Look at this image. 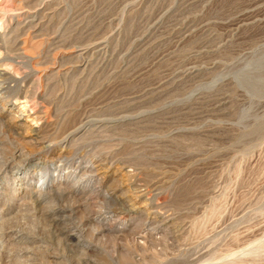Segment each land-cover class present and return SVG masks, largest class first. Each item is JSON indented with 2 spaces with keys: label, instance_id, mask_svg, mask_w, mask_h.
Wrapping results in <instances>:
<instances>
[{
  "label": "rangeland",
  "instance_id": "374dc122",
  "mask_svg": "<svg viewBox=\"0 0 264 264\" xmlns=\"http://www.w3.org/2000/svg\"><path fill=\"white\" fill-rule=\"evenodd\" d=\"M261 50L264 0H0V264H264Z\"/></svg>",
  "mask_w": 264,
  "mask_h": 264
},
{
  "label": "bare ground",
  "instance_id": "6f19581e",
  "mask_svg": "<svg viewBox=\"0 0 264 264\" xmlns=\"http://www.w3.org/2000/svg\"><path fill=\"white\" fill-rule=\"evenodd\" d=\"M25 3V2H24ZM25 7V6H24ZM29 10V9H28ZM32 15V14H31ZM36 15V14H34ZM38 20V19H37ZM34 21L33 18H31L30 16H28V18L26 19V21L23 23V26H28L30 25V23H32ZM40 21V20H39ZM39 23V22H38ZM24 28V27H23ZM26 28V27H25ZM19 29V28H18ZM30 29V28H29ZM28 29V30H29ZM20 30V29H19ZM18 30V31H19ZM21 32V31H20ZM30 32V31H29ZM35 34V32L33 33ZM18 35V34H17ZM16 35V36H17ZM14 37V36H12ZM104 37V36H103ZM21 38V37H20ZM19 38V39H20ZM99 38V37H98ZM17 40V39H16ZM95 40V39H94ZM98 39L96 38L95 42ZM103 40V39H102ZM106 41V40H105ZM26 42V41H25ZM24 42V43H25ZM23 44V43H22ZM21 44V45H22ZM63 44V43H62ZM96 44L99 46L101 45V40L99 39V41L96 42ZM82 45V44H81ZM87 45V44H86ZM91 45V44H90ZM88 46V45H87ZM24 47V46H23ZM64 47V46H63ZM83 47V46H82ZM90 47V46H89ZM95 47V46H94ZM93 47V48H94ZM20 49V48H19ZM62 49V48H61ZM91 49V48H90ZM102 50V49H101ZM14 51V50H13ZM19 51V50H18ZM21 51V50H20ZM23 51V50H22ZM21 51V52H22ZM26 51V50H25ZM12 52V51H11ZM16 52V50H15ZM14 52V53H15ZM96 52V51H95ZM17 54V52H16ZM5 68V67H4ZM264 69V50H261L260 52H257L253 55V57L248 60L246 62V65L244 68L239 69L235 72V76L238 79V81L241 83L242 81L246 82V80L249 81L250 78H253L255 80V84L254 86H256L257 88H262L264 87V75H261L259 72ZM6 70V69H4ZM1 73V72H0ZM255 87V88H256ZM258 88V90H259ZM25 99V98H23ZM20 100V102L13 108L12 107V111H13V115L16 121H24V123L26 121H32L31 124L37 123V120L39 117L38 113L35 111L34 108H30V104L27 100ZM9 103V102H8ZM4 107L5 104H3ZM211 107V106H210ZM1 109H3L1 107ZM30 109V110H29ZM249 113V109L248 108H244L241 110L240 112V116H246ZM11 114V113H10ZM13 118V119H14ZM18 123V122H17ZM32 128V127H31ZM61 151V150H60ZM60 155V154H59ZM110 165V164H109ZM103 168V167H102ZM97 170V173H103L104 176L107 175L110 171V169H103ZM101 175V174H100ZM109 175V174H108ZM114 177H116L117 181L119 183H117L118 188L119 189H125L123 192H121L120 195L117 194L116 198H119V201H123V203L125 204V206L123 207L125 210L130 211V212H138V211H146V214L151 217V218H155L158 217V211L153 209L151 206H149V204L144 200L143 196L144 193L141 190H136V189H130L129 188V181L126 177V175L124 174V172H122L119 168L115 169L113 172ZM103 176V177H104ZM102 177V176H101ZM115 180V179H114ZM116 185V186H117ZM142 188V187H141ZM117 189V188H116ZM115 190V189H114ZM114 199V198H113ZM157 208V207H156ZM145 213V212H144ZM147 216V217H148ZM156 219V218H155ZM153 223V222H152ZM156 223V222H155ZM162 223V221H161ZM160 223V224H161ZM156 227V226H155Z\"/></svg>",
  "mask_w": 264,
  "mask_h": 264
}]
</instances>
